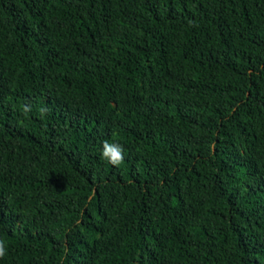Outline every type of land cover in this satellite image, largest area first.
I'll use <instances>...</instances> for the list:
<instances>
[{
	"label": "trees",
	"instance_id": "trees-1",
	"mask_svg": "<svg viewBox=\"0 0 264 264\" xmlns=\"http://www.w3.org/2000/svg\"><path fill=\"white\" fill-rule=\"evenodd\" d=\"M0 241L264 264V0H0Z\"/></svg>",
	"mask_w": 264,
	"mask_h": 264
},
{
	"label": "clouds",
	"instance_id": "clouds-1",
	"mask_svg": "<svg viewBox=\"0 0 264 264\" xmlns=\"http://www.w3.org/2000/svg\"><path fill=\"white\" fill-rule=\"evenodd\" d=\"M24 111L27 113L29 109L27 107L24 108ZM41 111H45L41 109ZM123 147L119 144L110 143L108 141L103 142V151L102 157L112 165H119L123 162ZM5 255V245L3 241H0V258Z\"/></svg>",
	"mask_w": 264,
	"mask_h": 264
}]
</instances>
